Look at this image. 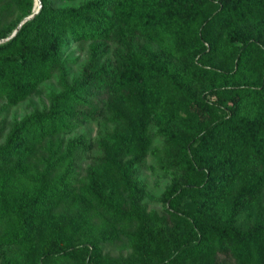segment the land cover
<instances>
[{"label": "trees", "instance_id": "16d2710c", "mask_svg": "<svg viewBox=\"0 0 264 264\" xmlns=\"http://www.w3.org/2000/svg\"><path fill=\"white\" fill-rule=\"evenodd\" d=\"M38 1L9 37L35 0H0V264H264V0ZM92 123L79 175L91 143L63 136ZM150 127L161 214L134 179Z\"/></svg>", "mask_w": 264, "mask_h": 264}, {"label": "rangeland", "instance_id": "374dc122", "mask_svg": "<svg viewBox=\"0 0 264 264\" xmlns=\"http://www.w3.org/2000/svg\"><path fill=\"white\" fill-rule=\"evenodd\" d=\"M77 2H73L75 5ZM85 47H73L66 51V70L69 77L75 76L80 67L85 54ZM50 91H58V87L54 80H49L42 83L38 89L23 103L19 104L15 108L11 109L8 115V120H19L23 115L29 114L30 112L37 110L41 111L47 107V95ZM105 127L109 124L103 121ZM97 124L92 123L88 125L76 126L69 133L65 134L63 138L70 139L74 136L82 134L85 138L90 141L91 146L86 152V155L81 159L80 166L76 169L79 175H82L83 168L88 164L93 157L97 155V148L95 139L98 135ZM152 134V143L148 151L147 156L143 162L135 168L134 179L138 183L141 189V201L140 203L145 207L147 211H154L157 214L162 213V204L159 201L162 191L169 183V175L158 166L157 158L160 156L155 149H159L162 144V139L156 137L153 134V128L150 127ZM84 160V161H83ZM126 251L123 252V255Z\"/></svg>", "mask_w": 264, "mask_h": 264}, {"label": "water", "instance_id": "95a60500", "mask_svg": "<svg viewBox=\"0 0 264 264\" xmlns=\"http://www.w3.org/2000/svg\"><path fill=\"white\" fill-rule=\"evenodd\" d=\"M35 5H36V10L31 14V15H29L28 17H25L20 23H19V25L17 26V28L11 33V35L9 36V37H12L14 34H15V32L17 31V29L19 28V26L23 23V22H25V21H27V20H29V19H31L32 17H33V15L37 12V10L39 9V1L38 0H35Z\"/></svg>", "mask_w": 264, "mask_h": 264}]
</instances>
